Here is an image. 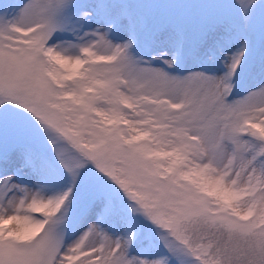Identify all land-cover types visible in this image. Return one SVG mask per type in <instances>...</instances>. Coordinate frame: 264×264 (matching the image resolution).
Segmentation results:
<instances>
[{
	"label": "snow or ice",
	"instance_id": "6c2138e0",
	"mask_svg": "<svg viewBox=\"0 0 264 264\" xmlns=\"http://www.w3.org/2000/svg\"><path fill=\"white\" fill-rule=\"evenodd\" d=\"M0 264H264V0H0Z\"/></svg>",
	"mask_w": 264,
	"mask_h": 264
}]
</instances>
